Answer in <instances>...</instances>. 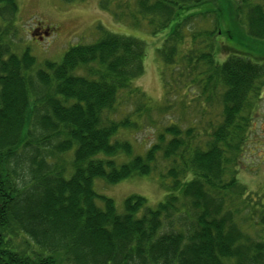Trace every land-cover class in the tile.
Segmentation results:
<instances>
[{
	"label": "trees",
	"instance_id": "trees-1",
	"mask_svg": "<svg viewBox=\"0 0 264 264\" xmlns=\"http://www.w3.org/2000/svg\"><path fill=\"white\" fill-rule=\"evenodd\" d=\"M205 1L117 3L152 37L169 28L155 49L164 66L155 104L133 84L143 74L141 40L104 31L35 69L29 50L18 52L14 42L16 0H0V264H264L263 198L237 179L264 56L224 48L226 59L214 60L215 32L189 30L192 21L213 11L218 35L233 33L220 29L214 10L192 11ZM237 2L247 39L263 41L264 0ZM107 3L100 9L111 12ZM190 88L203 100L199 119H168L149 149L131 157L119 132L182 108ZM155 174L165 194L154 208L131 195L117 212L95 189L98 181Z\"/></svg>",
	"mask_w": 264,
	"mask_h": 264
},
{
	"label": "rangeland",
	"instance_id": "rangeland-1",
	"mask_svg": "<svg viewBox=\"0 0 264 264\" xmlns=\"http://www.w3.org/2000/svg\"><path fill=\"white\" fill-rule=\"evenodd\" d=\"M125 0H108L111 12H117L120 20L115 19L111 12L100 9V0H16L17 31L14 42H18L17 51L28 49L35 58V69L43 62L58 63L65 52L75 46L86 45L96 41L102 32H111L122 36H131L144 43L145 58L143 74L133 84L142 90L155 104H160L163 89L160 79V70L164 66L155 54L162 39L169 32V28L157 37H152L145 23H129L124 15L120 14L117 3L124 5ZM128 1V0H127ZM237 0H207L200 7L192 11H211L217 13L221 30L226 25L231 26L233 33L229 39L218 35L215 25L216 17L213 11L206 17L198 16L192 21L195 30L208 29L215 32L213 40L216 47L212 49L214 60L222 62L226 59L230 48L249 54L251 58L264 56V40L253 41L247 39L246 30L238 15ZM122 11H124L122 7ZM215 19V21H214ZM218 22V23H219ZM48 28V35L42 40L33 36L34 28ZM229 55V54H228ZM253 61V60H252ZM187 97L180 96L182 108L176 106L168 112L154 113L150 119L155 121L151 125L150 119L141 121L138 129L122 130L118 134L120 141H127L132 146V156L143 155L155 141V129L162 127L168 119L178 118L186 120L199 119L197 112L203 100L199 97V90L190 88ZM172 101V99H169ZM179 107V108H178ZM251 131L248 134V143L243 153V169L237 175L238 182L244 185L253 196H260L264 203V87L261 90L260 100L257 101ZM254 115V116H253ZM117 117H119L117 115ZM211 117V115L209 116ZM71 153L62 157L69 162ZM130 158L119 157L118 161L125 162ZM164 182L155 174L144 177H131L119 183L107 186L103 181L95 183V189L114 202L117 212H122L123 201L131 196H141L146 200V207L154 208L164 197ZM63 264H67L64 262Z\"/></svg>",
	"mask_w": 264,
	"mask_h": 264
},
{
	"label": "flooded vegetation",
	"instance_id": "flooded-vegetation-1",
	"mask_svg": "<svg viewBox=\"0 0 264 264\" xmlns=\"http://www.w3.org/2000/svg\"><path fill=\"white\" fill-rule=\"evenodd\" d=\"M34 33L37 35L35 36V39L38 38L40 40H42L43 38H45L48 33H49V29L48 28H42V27H35L34 28Z\"/></svg>",
	"mask_w": 264,
	"mask_h": 264
},
{
	"label": "water",
	"instance_id": "water-1",
	"mask_svg": "<svg viewBox=\"0 0 264 264\" xmlns=\"http://www.w3.org/2000/svg\"><path fill=\"white\" fill-rule=\"evenodd\" d=\"M33 36H36L35 34H33Z\"/></svg>",
	"mask_w": 264,
	"mask_h": 264
}]
</instances>
